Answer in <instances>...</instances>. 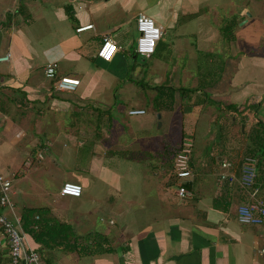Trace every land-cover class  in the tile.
Returning <instances> with one entry per match:
<instances>
[{"label": "crops", "instance_id": "1", "mask_svg": "<svg viewBox=\"0 0 264 264\" xmlns=\"http://www.w3.org/2000/svg\"><path fill=\"white\" fill-rule=\"evenodd\" d=\"M201 1H208L206 11L202 3L195 5ZM235 3L239 5L232 7ZM234 8L241 19L235 22L247 26L250 37L234 35L231 40L224 35ZM141 13L163 32L155 54L160 59L165 55L164 38L172 33L179 57L170 70L173 76L155 81V99L157 88L176 91L186 88L176 89L171 82L193 81L197 85L190 89L199 91L191 101L180 97L186 112L182 121L197 126L206 119V107L219 113L222 104L236 106L240 113L249 108L241 117L222 115L226 130L237 117H253L254 124L253 113L264 124V55H246L247 47L264 44V0H0V57L9 54L8 61L0 62V175L12 182L11 200L20 219L24 209L46 210L51 225L72 228L70 245L78 250L64 251L47 239V245L36 243L24 232L26 244L43 264H264L257 251L264 225H240L237 208L248 200L237 187L211 179L237 149L224 151L222 145L230 142L225 136L208 139L213 146L207 159L192 157L193 178L186 186L192 197L184 201L177 196L173 158L184 140L195 143L194 136L183 131L177 148L147 152L141 146L150 137L125 141L113 129L111 114L125 99L133 101V80L141 73L135 53ZM89 25L93 29L77 33ZM105 35L118 45L110 62L96 55ZM186 38L196 43L190 53ZM243 47L245 53L238 56ZM48 65L55 66L57 80H78L76 90L57 91L56 80L45 76ZM188 104H193L194 117L187 114ZM163 107L157 111L165 112ZM136 109L146 112L134 105L127 115ZM31 150L40 151L35 160L40 166L26 174L22 169ZM44 153L50 160L46 164ZM106 157L111 160L104 163ZM149 159L158 163L149 166ZM49 182L56 184L54 193ZM65 183L80 185L82 196H61ZM259 200L264 204V194ZM9 261L0 230V264Z\"/></svg>", "mask_w": 264, "mask_h": 264}, {"label": "rangeland", "instance_id": "2", "mask_svg": "<svg viewBox=\"0 0 264 264\" xmlns=\"http://www.w3.org/2000/svg\"><path fill=\"white\" fill-rule=\"evenodd\" d=\"M200 3L203 4V10L206 11L207 8L206 5L208 1H201V2H196L195 5H200ZM239 5V3H235V7ZM234 15H232V22L230 24V28L232 29V34L234 33L235 37L237 35L244 36V37H250L251 33L248 30L249 28L247 26L241 27L242 22L236 23L234 20L240 19L239 17V9L234 8ZM234 21V23H233ZM230 33L227 34V39L229 38ZM139 38V33L136 37V45H137V39ZM186 42L184 44L188 45L189 49H187V53H190L194 48L190 49V45L192 46L193 44H196L195 41L190 38L185 39ZM164 41L166 42L167 46V52L165 53L164 56L160 59L158 54L156 53L155 55H152L149 58H143V57H138L136 62L139 65V70H141V73L137 71L135 73V78H134V93H133V101L130 99H125L122 104L119 106L117 110H115L111 115H113V129L120 130L119 132L121 136L125 139V141H130L133 140L135 137H150L151 140L149 143H144L147 145L141 146L142 148H145V150L148 152L152 147H160L163 149V147H172L175 145V143L180 139V133L185 132L191 136H194L193 138L195 139V145H194V152H193V159L198 158L200 160H203L204 157L207 159V150L208 148L213 146V142L208 143V139L211 137H217L219 130L215 127H213V120L215 116H217L218 111L215 110L214 107L210 106V108L206 107L208 104H206L204 107H206L205 111H207L206 114V119L202 120L197 126L195 125L194 121L188 120V121H182V117L185 116L184 112V105L181 106V98L176 93L174 97L172 98L171 103H166V105L163 107V111H157L158 108L157 106L155 107L153 102H154V97L156 96V92L153 90L156 87L155 81L158 79H167L169 78L172 74L170 73V70H173L176 68L175 62L179 61V57L177 59L176 52L174 49L175 42L174 38L172 37V33H168L167 36L164 38ZM221 42V41H220ZM237 44V42H235ZM135 45V46H136ZM240 46V44H239ZM233 52L238 53V50L233 48ZM245 47H243L242 50L239 51L238 56L241 55V52L243 54L245 53ZM260 54L263 56L264 54V44L261 42V44L257 48H248L246 49V55L251 56L254 54ZM151 58V59H150ZM182 64L186 63L185 59L181 60ZM166 63V64H165ZM177 65V64H176ZM188 67V65H185ZM162 67L167 69V73L162 71ZM184 67V66H183ZM173 76V75H172ZM156 77V78H155ZM171 82V81H170ZM165 84V83H164ZM169 85H173L174 88L179 89V87L182 86V88L190 89L193 86H196L197 84L193 81H177L175 80L174 82H171ZM197 101V99H196ZM210 101V100H209ZM208 101V102H209ZM189 103V102H188ZM185 104V103H184ZM249 104H252L249 102ZM141 106L146 110V115L145 116H129L127 115V111L131 106ZM192 105L193 104H188L185 106V109L187 111V114L189 117H194L192 115ZM179 109H181L179 111ZM184 111V112H183ZM186 113V112H185ZM196 116L199 115L198 113H195ZM158 115H161V120H158ZM200 116V115H199ZM240 116V115H238ZM250 116V115H249ZM241 117V116H240ZM259 118V114L257 116ZM184 118V117H183ZM256 120H254L255 122ZM231 124V127L227 129L229 133L225 136L227 140H229V144H223L222 147L224 148V151L226 148H231V149H237L238 152L243 149L244 143L243 140L245 141V136L249 132L252 131L253 128H256L257 125L252 124L253 122V117H250L248 120H243L239 119L238 117L236 118V123L233 125V121L230 119L229 121ZM159 124H162V127L159 129ZM226 124V123H225ZM227 125V124H226ZM196 127V128H195ZM121 128V129H118ZM116 130V131H117ZM122 130L125 132L123 133ZM143 130L145 131V134L143 133ZM114 132V131H113ZM218 139V138H217ZM216 142L218 143L219 139ZM177 145V144H176ZM138 147V146H136ZM177 148V146H174V148ZM181 147V146H180ZM148 148H150L148 150ZM221 149V148H220ZM223 150V148L221 149ZM158 151V150H157ZM162 151V150H161ZM33 156L29 157L28 159L35 160L37 159V156L40 151H33ZM145 152V153H147ZM212 152V149L210 150ZM36 157V158H35ZM45 157V162H49V157L47 156L46 153H44ZM90 155L87 156L86 160L88 161L90 159ZM40 158V157H39ZM111 159L109 157H106L104 159V163H107V161H110ZM37 162V163H36ZM32 168H29L26 170V167H24L22 172H25L26 174L33 172L35 169L39 168L40 163L36 161ZM149 166H155L158 162L155 160L149 159ZM151 169V168H150ZM222 172L221 170V165L217 166V175H219ZM213 184L216 183L218 176L211 177ZM17 180V179H16ZM48 189L54 193L56 189V184L49 182L47 185ZM36 201V200H35ZM52 201V198H51Z\"/></svg>", "mask_w": 264, "mask_h": 264}, {"label": "built area", "instance_id": "3", "mask_svg": "<svg viewBox=\"0 0 264 264\" xmlns=\"http://www.w3.org/2000/svg\"><path fill=\"white\" fill-rule=\"evenodd\" d=\"M93 29L92 25L78 28L77 33ZM137 30L139 38L135 48V53L143 58H149L155 54L158 43L160 42L163 32L157 25L154 19L139 14L137 17ZM118 52V45L115 40L105 35L102 43L97 49V58L103 62L113 60ZM9 60V54L0 57V62ZM45 76L51 80H56L55 88L57 91H75L80 82L75 79L61 78L57 76V70L54 65H48L45 68ZM144 110H131L130 116L145 115ZM194 144L192 140H184L179 150L173 158V171L175 178L179 181L177 186V196L181 200H188L192 197V192L187 189V184L193 178L191 166ZM42 158V156L40 157ZM34 160L28 159L25 167L28 170ZM256 159L245 157L239 169V174L235 166L229 160L221 161L222 172L218 176V181L221 184H228L230 187L239 186L247 191L250 196L251 203L242 205L237 208V221L243 226H262L264 225V205L258 199L260 191L255 189L257 167ZM63 197L80 198L83 194V189L75 183H65L60 191ZM12 182L10 179L0 175V230L3 237L6 239L9 249V264H43L38 252L30 249L26 244L25 233L21 226V219L16 215L14 204L11 200ZM5 212V213H3ZM9 214H7V213ZM258 254L264 256V237L262 245L257 250Z\"/></svg>", "mask_w": 264, "mask_h": 264}, {"label": "trees", "instance_id": "4", "mask_svg": "<svg viewBox=\"0 0 264 264\" xmlns=\"http://www.w3.org/2000/svg\"><path fill=\"white\" fill-rule=\"evenodd\" d=\"M235 21V20H234ZM234 23V22H233ZM230 33V39L234 40V34H232V29H226L224 35L227 37V34ZM138 56V55H137ZM158 95L155 99V103L158 108L165 106V99H167V103L172 102V98L176 94L179 93L180 97L183 100L191 101L192 95L196 94L199 89H164V88H157ZM166 96V98H164ZM219 116L216 119V127L219 130L218 138L222 139L224 137L225 132L227 131L224 127L225 123L223 122L222 115H230V116H237L238 115H245L247 112L249 113V108L245 109L243 112H239L236 106H223L222 104L219 105ZM247 113V114H248ZM256 113H253L255 118L254 125L256 124L257 127L253 128L251 132L246 134L245 141L243 140L244 147L240 152H238V148L234 153L230 156L229 161L235 166L237 170V174H239V169L242 164V160L245 157H251L256 159V167H257V176H256V186L255 189L260 191L258 199L263 196L264 194V124H262L257 117H255ZM192 166V161H191ZM191 186H189L190 188ZM237 187V192L243 194L245 198L248 200L246 205L251 203L249 193L239 186ZM234 188V187H233ZM261 201V200H260ZM263 202V200H262ZM263 204V203H262ZM264 205V204H263ZM46 210L43 209H24L22 211L21 216V226L25 233L30 235L36 243L47 245L44 241L47 239L48 243H53L57 247L61 248L64 251L71 252L74 249L78 250V246H71L69 236H73V230L70 226L53 222L51 225L50 222H47V219L44 217L46 215ZM36 216L40 217L39 221H36Z\"/></svg>", "mask_w": 264, "mask_h": 264}, {"label": "water", "instance_id": "5", "mask_svg": "<svg viewBox=\"0 0 264 264\" xmlns=\"http://www.w3.org/2000/svg\"><path fill=\"white\" fill-rule=\"evenodd\" d=\"M161 119V116L160 115H158V120H160ZM161 126V124H159V127Z\"/></svg>", "mask_w": 264, "mask_h": 264}]
</instances>
